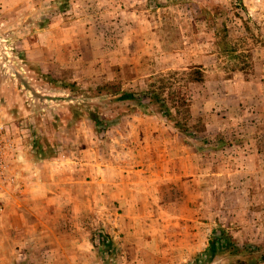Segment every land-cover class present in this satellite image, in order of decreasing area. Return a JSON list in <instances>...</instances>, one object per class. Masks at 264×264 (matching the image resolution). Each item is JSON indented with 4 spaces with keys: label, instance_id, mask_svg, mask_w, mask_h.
<instances>
[{
    "label": "rangeland",
    "instance_id": "1",
    "mask_svg": "<svg viewBox=\"0 0 264 264\" xmlns=\"http://www.w3.org/2000/svg\"><path fill=\"white\" fill-rule=\"evenodd\" d=\"M144 3L149 22L136 28L139 47H127L125 28L106 20L101 0H0V124L11 125L19 146L10 155L15 173L39 195L19 211L13 189L0 193V264H192L220 226L240 244L264 240V0ZM87 12L93 21H70ZM68 81L78 88H63ZM111 83L138 95L158 91L197 135L161 114L164 137L179 147L168 156L155 148L150 169L135 175L146 176L148 196L137 188L131 206L106 202L112 190L126 198L133 191L113 155L114 134L125 135L133 109L98 89ZM71 103L101 124H74ZM39 124L43 145L55 144L60 156L37 165L26 151ZM100 230L111 248L94 246Z\"/></svg>",
    "mask_w": 264,
    "mask_h": 264
},
{
    "label": "crops",
    "instance_id": "2",
    "mask_svg": "<svg viewBox=\"0 0 264 264\" xmlns=\"http://www.w3.org/2000/svg\"><path fill=\"white\" fill-rule=\"evenodd\" d=\"M146 0H101V4L104 5V8H109L111 17H107L106 20H110L113 23L121 24L123 25V28H125L124 31V37H127V47H139L136 39L142 35V33H139L136 28H143L141 26L142 22H149L148 16H146L147 8L144 5ZM90 13H85V16L82 17H73L70 21H72L74 26L76 27L79 23V21L83 19H92ZM98 16V15H97ZM72 18V17H71ZM105 20V19H104ZM93 21V19H92ZM88 21V22H92ZM118 27V26H117ZM116 28V27H115ZM145 28H147L145 24ZM96 29H98L96 27ZM115 30V29H114ZM98 32L105 33L106 31L102 30L101 28L98 29ZM114 32V31H113ZM119 44V43H117ZM115 47V45H114ZM144 102V101H143ZM149 102V101H148ZM145 103V102H144ZM128 121L127 124L122 126V133L123 134H114V136H117L116 138V144L117 148L114 150L113 155L115 157H118L119 159L122 158V163L125 164L126 168H123L124 171L128 172L125 176H128L130 181H128L129 188L133 189L132 194L129 193L128 197L124 195H118L114 190L110 191L111 193H108L107 195L104 194L102 196V191H97L96 194L100 195L101 198L106 197V202L109 201V196L112 199L113 198H121L122 202L128 203L130 206L137 204L139 201L137 200V197L140 193L135 192L137 188H140L139 192H144V197L148 196V193H145L146 190H142V182L146 183L145 175L142 178L135 177L136 173L139 172H146L150 169L151 162L153 159L156 158L157 152L155 148H161L163 149V154L169 155L168 147L179 145L177 143H174L171 140H168L164 137V131L168 130V124L165 122L162 123L163 117L160 112H157L155 110H152L149 113H144L142 111H135L134 113H131L128 115ZM6 124V127L10 129V134L12 136V127L10 124ZM4 125V124H3ZM117 133H119V129L117 128ZM173 130H175L173 128ZM15 137V136H14ZM125 138V139H124ZM16 139V137H15ZM174 144V145H173ZM182 146V142L179 143ZM123 147H120V146ZM19 146H15V150L18 149ZM161 158H166V156H160ZM54 159L53 161H55ZM32 161V160H30ZM34 162V161H32ZM37 165L39 163L36 162ZM106 164H102V166H105ZM146 166H149L148 169L145 168ZM37 171V170H36ZM130 172H134V176H130ZM37 173V172H36ZM19 185L16 187H10L11 190L8 195L9 197L13 198V206L17 207L16 209L19 211H24L27 209V205L29 207H35L39 195L35 192L34 187H31V183L29 180L24 179L22 175H19ZM177 177L182 178L181 175H177ZM9 189V188H8ZM107 191V190H103ZM5 194V193H4ZM53 194H56V191H54ZM84 194H88V191H84ZM7 195V194H6ZM151 196V195H150ZM113 200V199H112ZM119 199V201L121 202ZM32 204V205H31ZM33 218L31 217L30 221H32ZM28 222H26L27 224Z\"/></svg>",
    "mask_w": 264,
    "mask_h": 264
},
{
    "label": "trees",
    "instance_id": "3",
    "mask_svg": "<svg viewBox=\"0 0 264 264\" xmlns=\"http://www.w3.org/2000/svg\"><path fill=\"white\" fill-rule=\"evenodd\" d=\"M223 32V34L219 33L218 35L219 44L223 46V50H226V46L228 44L227 28L223 29ZM61 86L68 89L78 88L77 83L69 81L61 83ZM98 89L105 94L114 96L113 100L127 104L129 107L131 106L133 109L130 111L131 113L135 111L149 113V105L158 104L161 108H159L158 112L166 116L167 119L171 120L174 123V126L181 133H183L186 137H197L195 132L188 129L189 127L186 122L178 119L172 113L171 109H169L165 103V100L161 98L158 91L154 89L143 93V95H138L131 89H122L121 85L118 83L104 84L99 86ZM142 97L147 98L149 102L144 103ZM69 110L71 120H73L74 124L84 119L93 120L97 127L101 124L100 115L89 108H80L77 104L71 103L69 105ZM40 126L41 125L39 124L35 130L36 138L33 141V150L26 151V158L35 162L57 159L60 156L57 146L55 144L43 145L41 140L44 138V135L39 133L42 130V127ZM105 129V127L97 128L96 131L102 133ZM42 134H44V132ZM219 142H222V139H219ZM97 243H101V246L105 245L107 248H111L112 246V243L108 240L107 235L104 234L102 230L94 233V246H96ZM216 260H224V264H264V240L260 243L240 244L232 233H230L225 227L220 226L213 231V234L208 239V245L192 264H212Z\"/></svg>",
    "mask_w": 264,
    "mask_h": 264
},
{
    "label": "built area",
    "instance_id": "4",
    "mask_svg": "<svg viewBox=\"0 0 264 264\" xmlns=\"http://www.w3.org/2000/svg\"><path fill=\"white\" fill-rule=\"evenodd\" d=\"M14 148L13 137L9 129L5 125L0 124V193L7 188L19 185L18 176L10 159Z\"/></svg>",
    "mask_w": 264,
    "mask_h": 264
}]
</instances>
